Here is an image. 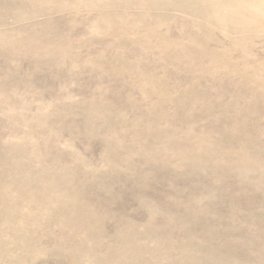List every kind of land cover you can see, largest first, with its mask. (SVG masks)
I'll return each mask as SVG.
<instances>
[{
  "label": "rangeland",
  "instance_id": "rangeland-1",
  "mask_svg": "<svg viewBox=\"0 0 264 264\" xmlns=\"http://www.w3.org/2000/svg\"><path fill=\"white\" fill-rule=\"evenodd\" d=\"M38 1L0 0L40 32L0 41V264H264V0Z\"/></svg>",
  "mask_w": 264,
  "mask_h": 264
},
{
  "label": "bare ground",
  "instance_id": "bare-ground-1",
  "mask_svg": "<svg viewBox=\"0 0 264 264\" xmlns=\"http://www.w3.org/2000/svg\"><path fill=\"white\" fill-rule=\"evenodd\" d=\"M26 2H32V1H38V0H32V1H30V0H25ZM49 1V0H48ZM39 2V1H38ZM45 2V1H44ZM20 5H22V4H19V5H17V6H13V7H10L11 9L13 8H18ZM55 6V5H54ZM43 8V7H42ZM17 11V10H16ZM15 11V12H16ZM34 11V10H33ZM38 11V10H37ZM18 12V11H17ZM41 12V11H40ZM14 13V12H13ZM22 15V14H21ZM29 15H31L30 13H29ZM28 15V16H29ZM32 31L31 30H29V34H32V36H30V39L28 40V41H26L25 42V44L24 43H22V38L20 37V36H18V34L17 33H15V32H13L12 31V33H14L13 35H12V37L11 38H8L7 36H4L3 35V33H0V41L2 42V43H4L5 45H7V44H9L10 43V47H12V48H20V47H22L23 45H27V44H29V46L31 47V48H34V47H36L37 45V40H38V38H39V36H40V32H34V33H31ZM13 43V44H12ZM47 48H48V46H47ZM56 55V54H55Z\"/></svg>",
  "mask_w": 264,
  "mask_h": 264
}]
</instances>
